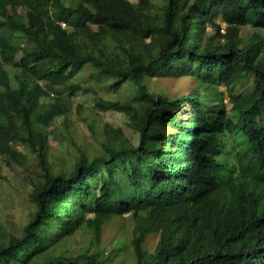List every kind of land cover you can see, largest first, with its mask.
I'll use <instances>...</instances> for the list:
<instances>
[{
    "label": "trees",
    "instance_id": "obj_1",
    "mask_svg": "<svg viewBox=\"0 0 264 264\" xmlns=\"http://www.w3.org/2000/svg\"><path fill=\"white\" fill-rule=\"evenodd\" d=\"M73 6L0 0V154L23 163L18 143L39 167L31 217L0 242V264H264V0ZM247 25L258 32L243 38ZM84 67L95 85L133 88L130 100L95 101L125 114L137 142L106 125L99 153L80 149L70 170H56L48 128L70 110L50 93L89 92L73 81ZM166 77L194 89L169 97L154 83ZM123 216L134 223L132 262L64 249L79 235L98 245Z\"/></svg>",
    "mask_w": 264,
    "mask_h": 264
},
{
    "label": "rangeland",
    "instance_id": "obj_2",
    "mask_svg": "<svg viewBox=\"0 0 264 264\" xmlns=\"http://www.w3.org/2000/svg\"><path fill=\"white\" fill-rule=\"evenodd\" d=\"M66 5H74L78 0H62ZM137 3L139 0H129ZM160 3L161 0H152ZM221 27L225 25L222 21ZM210 31V28H208ZM257 29L251 25L244 26L242 37L246 38ZM263 35V34H262ZM11 78V86L16 87L13 79L14 69L6 68ZM11 73V75H10ZM89 68L84 67L76 72L73 81L80 82L84 86H92L89 92H81L70 96L66 89L57 87L51 91L55 98L69 107L70 113L63 117L55 118L48 128V162L54 169L64 168L70 170L79 155L80 149L89 155L97 154L101 150L99 141L104 138V128H120L124 135L137 142V134L128 126V117L112 109L103 110L96 104V97L102 96L107 101L130 100L133 96V88L121 85L116 89L95 85L88 77ZM78 80V81H77ZM157 87L164 89L169 97L180 96L192 92L194 83L192 80L180 77H166L154 80ZM224 90V88H220ZM98 92V95L95 92ZM48 98V99H49ZM227 108L230 104L225 97ZM19 152L26 154L23 163L17 162L8 155L0 154V242L6 241L10 236L19 234L23 225L30 219L33 212V204L30 202L29 176H35L39 167L34 165V154H28L23 145H16ZM33 159V160H32ZM11 167H10V166ZM134 223L129 216L114 217L103 227L99 244L91 245L86 236H77L66 244L64 249L69 254H74L90 248L99 253L110 254L114 261L132 262L133 250L130 244ZM158 240L157 235L146 237L144 248L152 251Z\"/></svg>",
    "mask_w": 264,
    "mask_h": 264
},
{
    "label": "bare ground",
    "instance_id": "obj_3",
    "mask_svg": "<svg viewBox=\"0 0 264 264\" xmlns=\"http://www.w3.org/2000/svg\"><path fill=\"white\" fill-rule=\"evenodd\" d=\"M72 1V3H73V0H71ZM85 1V0H84ZM81 3V2H80ZM22 5V4H21ZM70 6H71V4H69ZM75 5H76V3H75ZM20 6V5H19ZM73 6V5H72ZM75 6H73V8H74ZM25 8V7H24ZM72 8V7H71ZM24 12V11H23ZM28 12V11H27ZM19 13V12H18ZM25 13V12H24ZM21 14H22V12H21ZM7 15V14H6ZM26 15V14H25ZM15 16H16V14H15ZM7 18H8V16H7ZM12 19V18H11ZM21 19V18H20ZM43 20V19H42ZM18 21V20H17ZM28 22V21H27ZM30 22V21H29ZM36 27V26H35ZM37 27H39V25L37 26ZM13 29V28H12ZM33 29V28H32ZM2 44V43H1ZM7 47H8V45H6ZM35 46V45H34ZM4 47V46H3ZM6 47V48H7ZM8 49V48H7ZM6 51V50H5ZM9 51V50H8ZM3 52V51H2ZM8 53V52H7ZM34 53V52H33ZM1 54V53H0ZM5 54V53H4ZM10 54V53H9ZM41 54V53H40ZM1 55H3V54H1ZM7 55V54H6ZM44 55V54H43ZM8 58H9V56H7ZM2 59V58H1ZM26 59H27V57H26ZM8 63V62H7ZM34 64V63H33ZM15 65V64H14ZM18 65V64H17ZM2 66V65H1ZM9 67H11V66H9ZM31 67V66H30ZM31 69V68H30ZM24 70V69H23ZM91 70V69H90ZM93 70V69H92ZM96 71V70H95ZM20 72V71H19ZM18 72V73H19ZM22 72V71H21ZM3 73V72H2ZM5 74V73H4ZM21 74V73H20ZM3 75V74H2ZM10 75H11V73H10ZM4 76V75H3ZM13 76V75H12ZM2 77V76H1ZM1 81V80H0ZM78 81V80H77ZM43 85V84H42ZM219 85V84H218ZM73 86V85H72ZM77 87H78V84H77ZM43 88V87H42ZM84 89V88H83ZM206 92V91H205ZM226 92V91H225ZM53 96V95H52ZM224 99V98H223ZM229 101V100H228ZM212 102H213V100H212ZM209 103V102H208ZM223 106V105H222ZM38 116V115H37ZM37 121V120H36ZM41 123H43V122H41ZM41 128V127H40ZM39 128V129H40ZM38 129V128H37ZM43 130V129H42ZM41 132H43V131H41ZM48 134V133H47ZM15 141V140H14ZM37 142V141H36ZM31 143V142H30ZM16 144H18V143H16ZM26 144V143H25ZM30 146H32V144L30 145ZM34 147V146H33ZM39 147V146H38ZM31 148V147H30ZM34 149H35V147H34ZM17 150V149H16ZM31 150V149H30ZM36 150V149H35ZM32 151V150H31ZM217 151V150H216ZM30 152V151H29ZM32 152H34V151H32ZM21 153V152H20ZM36 154V153H35ZM40 154V153H39ZM236 154V153H235ZM25 156H26V154H25ZM35 156V155H34ZM38 156V155H37ZM41 156V155H40ZM39 156V157H40ZM236 164V163H235ZM10 166V165H9ZM11 167V166H10ZM236 171V170H235ZM237 189V188H236ZM238 190V189H237ZM236 190V191H237Z\"/></svg>",
    "mask_w": 264,
    "mask_h": 264
},
{
    "label": "built area",
    "instance_id": "obj_4",
    "mask_svg": "<svg viewBox=\"0 0 264 264\" xmlns=\"http://www.w3.org/2000/svg\"><path fill=\"white\" fill-rule=\"evenodd\" d=\"M62 25H63L64 27H66V24H65V23H62Z\"/></svg>",
    "mask_w": 264,
    "mask_h": 264
},
{
    "label": "clouds",
    "instance_id": "obj_5",
    "mask_svg": "<svg viewBox=\"0 0 264 264\" xmlns=\"http://www.w3.org/2000/svg\"><path fill=\"white\" fill-rule=\"evenodd\" d=\"M66 27H67V25H66Z\"/></svg>",
    "mask_w": 264,
    "mask_h": 264
}]
</instances>
